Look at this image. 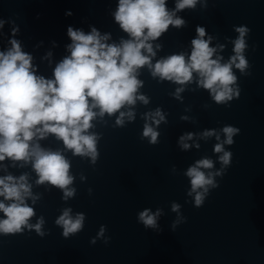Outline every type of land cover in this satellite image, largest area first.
<instances>
[{
  "label": "water",
  "instance_id": "obj_1",
  "mask_svg": "<svg viewBox=\"0 0 264 264\" xmlns=\"http://www.w3.org/2000/svg\"><path fill=\"white\" fill-rule=\"evenodd\" d=\"M175 2L166 0L168 9H174ZM117 5L118 0H0V19L6 21L0 29V52L11 47L10 39L18 40L33 57L36 74L51 79L56 64L70 54L69 27L86 34L94 27L101 35H110L108 43L129 38L114 20ZM177 16L185 20V26H169L152 41L162 45L153 63L171 54H190L197 26L205 29V39L213 37L211 47L224 46L216 54L226 62L234 54L232 41L238 35L234 28L250 30L244 53L250 74L233 68L239 97L228 106L217 105L207 90L193 82L183 86L182 99L177 100L173 93L180 85L159 81L147 68L140 69L139 79L144 81L140 92L150 102L146 106L137 102L134 121L116 127L114 114L92 122L95 127L90 131L101 135L95 164L65 152L75 176L71 187L76 189L67 200L58 188L37 185L31 165L21 168L9 166V160L0 162V176L28 173L33 194L41 196L35 205L27 201L36 213L30 223L40 216L45 221L43 236L29 229L0 234V264H264V0H198L194 9L186 8ZM14 27L18 29L15 36ZM156 108L165 113L166 123L158 126V143L152 145L142 139L141 117ZM226 125L239 129L234 143L224 146L232 153L231 163L216 177L219 187L211 189L204 204L196 208L193 197L187 195L191 189L187 169L202 158L215 162L212 171L221 168L220 154L213 151L215 137L204 140L198 134ZM186 133L196 134L187 142L199 148H180L179 138ZM39 143L63 149L62 142L51 135ZM173 203L180 205L179 213L172 211ZM65 208H71L73 216L85 215L82 230L68 237L55 224ZM145 209L162 210L157 229L138 221ZM178 216L186 221L173 227ZM101 226L106 231L98 238Z\"/></svg>",
  "mask_w": 264,
  "mask_h": 264
},
{
  "label": "clouds",
  "instance_id": "obj_2",
  "mask_svg": "<svg viewBox=\"0 0 264 264\" xmlns=\"http://www.w3.org/2000/svg\"><path fill=\"white\" fill-rule=\"evenodd\" d=\"M197 2L176 0L175 8L170 10L166 0H118L114 20L129 38L108 43L110 35H101L94 27L87 34L69 27L67 35L71 44L67 51L70 54L56 64L51 79L37 75L32 65L33 57L22 50L18 40L10 39L11 47L0 52V162L9 160L12 162L9 166L21 168L31 165L37 185L58 188L63 193L62 199L67 200L75 196L76 189L71 187L75 176L71 174V161L65 152L87 157L95 164L101 135L90 131L95 127L92 122L98 117L103 121L105 115L114 114L116 127L134 121L137 102L145 106L150 102V97L140 92L144 86V81L139 79L140 69L147 68L154 79L158 77L159 81L180 85L173 93L177 100L182 99L183 86L193 82L198 88L207 90L217 105L228 106L233 98H238L240 89L233 68L242 75L250 74L246 72L249 63L244 55L248 47L245 37L250 31L246 26L234 28L238 33L232 41L234 54L226 62L216 54L224 46L211 47L213 37L205 39L206 31L201 26L196 27L190 54L180 52L152 62L162 48L152 41L160 38L169 26L177 29L185 26V20L178 17L177 12L194 9ZM5 23L0 19V29ZM17 31L14 27L12 35ZM50 56L49 52L45 59ZM141 118L144 120L142 139L157 144L160 135L157 128L166 123L165 113L156 108L143 113ZM181 119L188 118L182 116ZM238 133V128L226 125L219 131L205 130L198 134V138L204 140L215 137L213 151L220 154L221 168L212 171L215 162L202 158L187 169L185 175L191 185L187 195L193 197L196 208L204 204L211 189L219 187L216 177L224 174L232 157L224 146L232 145ZM49 135L61 141L63 149L42 147L39 141ZM194 135L180 136L178 143L182 150L199 148V144L187 142L193 140ZM80 178L86 179L82 174ZM91 191L88 189L89 194ZM0 198V213L4 217L0 219V234H16L29 229L35 230L38 236L45 235L43 216L37 218L35 224L30 223L36 213L27 201L35 205L41 196L33 194L28 173L19 177L0 176ZM171 209L179 213L180 205L173 203ZM71 212V208H65L55 220V224L63 228L64 237L78 233L84 226L85 215L73 216ZM162 214L161 209L154 213L145 209L139 213L138 221L145 228L157 229V220ZM182 220L186 218L178 216L173 227ZM105 231L101 226L98 238L103 237ZM104 242L107 243V239Z\"/></svg>",
  "mask_w": 264,
  "mask_h": 264
}]
</instances>
